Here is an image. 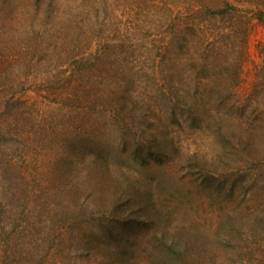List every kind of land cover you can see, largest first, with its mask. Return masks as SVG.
I'll return each instance as SVG.
<instances>
[{
  "label": "rangeland",
  "instance_id": "obj_1",
  "mask_svg": "<svg viewBox=\"0 0 264 264\" xmlns=\"http://www.w3.org/2000/svg\"><path fill=\"white\" fill-rule=\"evenodd\" d=\"M38 1L0 0V264H264V0H56L64 39Z\"/></svg>",
  "mask_w": 264,
  "mask_h": 264
},
{
  "label": "trees",
  "instance_id": "obj_2",
  "mask_svg": "<svg viewBox=\"0 0 264 264\" xmlns=\"http://www.w3.org/2000/svg\"><path fill=\"white\" fill-rule=\"evenodd\" d=\"M39 1H40L41 5L43 4V1H44V3L47 6V8H45V11H46V15H47V20H49L50 24H51L50 32L53 30L55 33V38L57 37V34H58V36L61 39H64L62 35L65 36V31H66L65 30V17H64V11L60 9L61 4L57 6V10H56L55 9L56 8L55 3L57 2L56 0H39ZM39 1H38V4H39ZM219 4L220 3H217V5H219ZM226 5L229 6V3H226ZM85 6L86 5L83 4V8ZM37 7H39V5H37L36 8ZM65 8L71 9L70 7H65ZM58 9H60V11ZM211 9H213V7ZM86 10H87V8H85L82 13L79 12L78 10H73V11L76 13V16L79 18V16L86 15ZM221 12H225V11H221ZM256 15H257V18L260 20V22H264V11L260 10L258 13H256ZM80 19L83 20L85 18L80 17ZM58 24H59V28L57 26ZM59 29H63V31H57ZM56 32H58V33H56ZM59 32H62V33H59ZM54 33H51V34H54ZM65 38H66V36H65ZM57 45H58V43H57ZM62 45H63L62 43L60 45H58L57 48L59 49V51H60V48L62 47ZM51 46H52L51 48H53V45H51ZM124 46L125 45H119V44H113L112 45L110 42L101 44V47H102L104 52H108L110 49H112V52H114L116 56H119L120 54H123V53H126V55H128V53H129L130 56H132L134 51L130 52L131 47H129V46L124 47ZM115 49L118 52H116ZM78 55H79V51H76L73 53V57H77ZM99 57H101V56L99 54H96V58H99ZM106 60H108V58H106V59L103 58L101 63L99 65H97V66H101V67H99V69L96 71L98 74L96 81H97V83L102 81L110 87L114 86L116 89H119V88H121V85H119L120 81H118V80L120 79V76H121V80L125 79V76L123 75V73H120L118 71H113V69L111 67H109V70L106 69V67H105V64H106L105 61ZM76 61L78 63H81V64L89 62V61H78V60H76ZM90 67H93V70H95L94 64L91 65ZM88 69L91 71V73H88V74H90L91 76L94 75L95 72H92V70L90 68H88ZM68 79L71 80V78H68ZM106 79L112 80V81L116 82L117 84L111 83V82L107 81ZM80 82H81V77H80V81L77 78L75 79V85H72V84L67 85V96H68V98L73 99V97L70 95H74V94L79 92V94H77L76 96H84L87 99V97H86L87 91L85 89H87L88 87L84 88L85 84L80 83ZM15 92L16 91L11 89V87L7 86L6 84L0 85V95H1L0 99L2 101L6 102V106L11 105L12 100L14 99V96H15ZM126 101H127V98L123 97L122 101H120L121 103L118 106V108L120 110L122 109V106L125 108V105H129L130 101H128V102H126ZM135 103L137 104V101H133L132 105ZM183 247H184V245H180V248H183Z\"/></svg>",
  "mask_w": 264,
  "mask_h": 264
}]
</instances>
